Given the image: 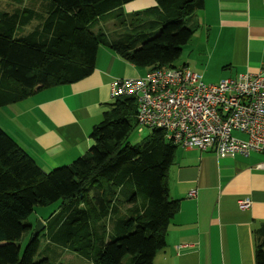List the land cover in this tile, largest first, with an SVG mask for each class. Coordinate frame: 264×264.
I'll list each match as a JSON object with an SVG mask.
<instances>
[{
	"label": "trees",
	"instance_id": "16d2710c",
	"mask_svg": "<svg viewBox=\"0 0 264 264\" xmlns=\"http://www.w3.org/2000/svg\"><path fill=\"white\" fill-rule=\"evenodd\" d=\"M132 1L35 0L22 9L17 0L16 10L0 11V107L90 76L102 46L146 73L178 67L200 26L192 15L205 0H155L128 23L117 11ZM106 18L113 38L93 31ZM137 110L132 97L112 100L91 132L88 152L49 173L0 128V264L49 263L36 261L41 235L32 236L22 257L17 244L35 208L56 203L63 209L44 236L58 261L70 250L91 264H154L180 210L169 187L179 147L160 130L132 145ZM254 237L255 264H264V226Z\"/></svg>",
	"mask_w": 264,
	"mask_h": 264
},
{
	"label": "crops",
	"instance_id": "0c3cea01",
	"mask_svg": "<svg viewBox=\"0 0 264 264\" xmlns=\"http://www.w3.org/2000/svg\"><path fill=\"white\" fill-rule=\"evenodd\" d=\"M34 1L23 0L22 9ZM140 3L156 6L155 0H136L126 7ZM17 7V0H0V11ZM192 21L200 26L178 67L190 68L207 84L264 76V0H205ZM101 50L90 76L0 107V128L46 173L88 152L91 132L112 102V82L142 76L114 51ZM262 161L258 153L220 158L178 148L169 187L180 210L154 264H255L254 232L264 226V169L257 168ZM242 199L251 200L249 209H240Z\"/></svg>",
	"mask_w": 264,
	"mask_h": 264
},
{
	"label": "built area",
	"instance_id": "2783aa9c",
	"mask_svg": "<svg viewBox=\"0 0 264 264\" xmlns=\"http://www.w3.org/2000/svg\"><path fill=\"white\" fill-rule=\"evenodd\" d=\"M123 97L136 100L138 127L163 131L174 146L213 152L220 158L264 155L262 74L207 84L186 66L157 69L137 78L115 79L111 100ZM257 168L264 169V161ZM238 205L247 210L252 202L242 199Z\"/></svg>",
	"mask_w": 264,
	"mask_h": 264
},
{
	"label": "rangeland",
	"instance_id": "374dc122",
	"mask_svg": "<svg viewBox=\"0 0 264 264\" xmlns=\"http://www.w3.org/2000/svg\"><path fill=\"white\" fill-rule=\"evenodd\" d=\"M135 1H132L131 3L135 2ZM128 4H126V5H128ZM126 5L122 9H119L117 11V13L121 15L122 19L126 18L128 20V23L131 22V19H134V14L136 12L144 11V10L148 9V6L143 4V3L135 4V5L131 6L130 8L126 7ZM132 9H134V10H132ZM141 17H143V16H140V18ZM110 19L111 18H106V19L101 20L98 27L93 29V31L97 32L95 30H102V31L108 32L110 34L111 38H113V35H115L114 34V24H112V22L109 21ZM114 20H116V18ZM190 23H191V17H188V19L185 22V25L190 26ZM25 28L30 29V30L32 29L31 26H26ZM17 33L19 34L20 30ZM100 48L102 50H109V48L104 47V46H102ZM182 61H183V58L181 56L180 60L178 61V63L176 65L177 66L181 65ZM106 64H107V62H104L103 66L105 67ZM136 71L138 73L140 71L139 74H142V75L146 74V69L142 70V69L137 68ZM1 109L2 108H0V111H2ZM1 117H3V116H1ZM150 133H151L150 129H145V128L143 129L140 127H136L135 131L133 132L131 141H130L131 144L137 145V144H141V143L145 142L149 138ZM236 135L239 138H245V136L243 134H236ZM59 205H60V203H58V204L56 203V204L46 206V207H36L35 208L34 213L30 216V218L25 223L26 224V232H25L22 240L20 242H18V244H17L19 251H20V257L23 256L25 248H26L29 240L35 234L37 226L40 225V227H44V229L39 234V235H41L40 236L41 251H40V257H39V259H36V261L43 260L44 258H48L49 263H46V264H91V262L89 260H87L86 258H84V257H82V256L78 255L77 253H74L70 250H66V251L62 252L61 259L58 261L57 255H56V252L58 250L54 246L51 247L49 245L48 240H47L48 237L44 236V235H47V233L49 232L51 219L53 217L59 215V213L63 209V207L60 208ZM77 236L78 235H76L74 237L76 238ZM96 245H97V243H95V247H96ZM56 247H58V246H56Z\"/></svg>",
	"mask_w": 264,
	"mask_h": 264
},
{
	"label": "water",
	"instance_id": "95a60500",
	"mask_svg": "<svg viewBox=\"0 0 264 264\" xmlns=\"http://www.w3.org/2000/svg\"><path fill=\"white\" fill-rule=\"evenodd\" d=\"M44 229V227H40V225L37 226L35 231V236H39L40 232Z\"/></svg>",
	"mask_w": 264,
	"mask_h": 264
}]
</instances>
